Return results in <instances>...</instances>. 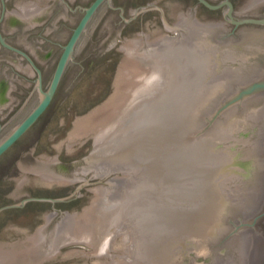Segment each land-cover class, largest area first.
<instances>
[{"label":"water","instance_id":"1","mask_svg":"<svg viewBox=\"0 0 264 264\" xmlns=\"http://www.w3.org/2000/svg\"><path fill=\"white\" fill-rule=\"evenodd\" d=\"M5 5L28 8L48 88L0 156L60 85L0 158V264L115 226L132 264H264V0ZM4 80L23 103L35 78Z\"/></svg>","mask_w":264,"mask_h":264},{"label":"flooded vegetation","instance_id":"2","mask_svg":"<svg viewBox=\"0 0 264 264\" xmlns=\"http://www.w3.org/2000/svg\"><path fill=\"white\" fill-rule=\"evenodd\" d=\"M1 3L2 5L0 6V63L5 62L12 66L13 69H3V71H0V77L3 76L5 77L4 79H6L8 73H20L27 78L34 77L35 80L33 81V89L28 94V97L23 103H13L10 101L7 102L6 98H4V94L9 90H7L6 88L7 82L4 79L0 80V122H2V124H0V141H2L15 128V123H20L28 115V113L36 106L39 100L40 92L46 91L48 88V86L46 88H43V78L46 75V66L39 64L36 59L32 57V54L28 50L22 48V46L20 45V42L24 41L26 36H28V30L30 29V17L28 15V8L21 7L20 5H14L13 9L8 10V7L5 5V0H2ZM23 9L26 10V12H23ZM70 61L68 62V64L70 63ZM22 62L26 63L24 68L21 67ZM67 66L65 68V71L67 69ZM54 70L52 72V75L54 73ZM59 85L46 110L20 138L0 156V158L5 155L17 142H19L22 137L44 116L46 111L52 106V103L58 92ZM34 94H36L38 97L37 102L34 104H30V100L32 99Z\"/></svg>","mask_w":264,"mask_h":264},{"label":"rangeland","instance_id":"3","mask_svg":"<svg viewBox=\"0 0 264 264\" xmlns=\"http://www.w3.org/2000/svg\"><path fill=\"white\" fill-rule=\"evenodd\" d=\"M137 249L136 237L125 227L115 226L31 264H132Z\"/></svg>","mask_w":264,"mask_h":264}]
</instances>
